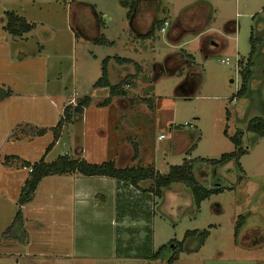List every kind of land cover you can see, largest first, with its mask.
Listing matches in <instances>:
<instances>
[{
	"label": "rangeland",
	"instance_id": "374dc122",
	"mask_svg": "<svg viewBox=\"0 0 264 264\" xmlns=\"http://www.w3.org/2000/svg\"><path fill=\"white\" fill-rule=\"evenodd\" d=\"M72 1L0 0V54H10L12 60L11 77L0 71V95L8 90L13 94L9 104L14 105L16 113L8 119L6 106H0V264H168L172 246L158 258H148L147 254L171 240L182 241L185 232L193 230L209 232L204 244L200 246L197 237L185 240L179 259L172 264H264V136L246 130L250 121H264L262 46L252 61L255 78L250 89L242 98L236 95L246 63L238 66L237 61H247L251 36L264 40V0L139 2L140 14L144 10L151 17L156 12L164 14L169 28L181 17L190 16L183 14L185 8H196V18L205 12L200 19L202 27L208 23V33L214 37L203 47L200 39L185 44L190 36L175 45L156 23L151 38H136L127 27L132 0ZM80 2L95 9L105 44L84 41L75 29L71 8ZM203 6L210 8L209 21L206 11L200 9ZM8 12L34 23L35 28L22 37H11L4 31ZM114 56L139 64L143 76L129 87L130 99L120 97L100 106L108 92L95 84L102 75L103 62ZM170 56L180 63L172 73L165 67ZM155 63L161 69L156 68L154 73ZM108 64L115 65L112 61ZM184 81L187 86L183 92L187 94L182 95L178 88ZM7 83L11 90L2 85ZM84 97L90 98L87 111L73 115L72 123L63 128L45 156L46 162L68 154L90 163L111 160L117 168H150L164 175L186 159L192 161V174L199 185L227 189L197 208L190 191L182 184H173L169 187L174 197L172 209L159 208L162 202L154 196L156 213L151 215L144 190L130 189V199L119 197L116 203L110 194L116 185L114 179L86 178L80 185L94 196L91 202L89 197L78 199L84 203L78 206L81 213L74 216L77 200L65 194L62 200L55 195L50 201L48 193H56L57 189L49 188L58 185L52 178L51 185L45 183L46 179L42 185L49 187L38 194L49 191L32 204L42 215L34 216L32 207L29 221H23L30 245L4 238L19 208L17 199H12L21 190L20 180L28 177L26 169L31 168L25 166L26 162L33 164L44 156L53 141L52 128L68 99L76 102ZM146 99L152 100V109ZM85 119L93 128L83 127ZM24 125L47 132L25 136L20 131ZM238 132L242 133L241 154L236 160L224 166L196 161L219 160L223 154L233 152L235 145L230 137ZM159 135L163 138L158 139ZM14 156V160L6 158ZM112 203L117 205L114 218L125 219L122 222L116 218L117 227L110 225ZM123 204H127L126 209ZM240 216L241 228L235 235ZM67 255L70 258H65Z\"/></svg>",
	"mask_w": 264,
	"mask_h": 264
},
{
	"label": "trees",
	"instance_id": "16d2710c",
	"mask_svg": "<svg viewBox=\"0 0 264 264\" xmlns=\"http://www.w3.org/2000/svg\"><path fill=\"white\" fill-rule=\"evenodd\" d=\"M135 3V0H132V5ZM7 20L6 25L4 26V31H6L11 37H22L23 34L30 32L35 28L34 23L27 22L24 18L15 15L14 13H6ZM163 22V21H162ZM161 22V24H162ZM160 24V25H161ZM159 25V27H160ZM153 33L147 35L148 38H151ZM101 39L99 45L106 43L107 41ZM251 49L248 53L247 61L242 58L237 61V65L241 66L245 61L244 68L240 72V87L237 92V97L242 98L245 96L250 89V84L255 78L254 76V67H252V61L257 57L258 47L256 39L254 36L250 37ZM109 61H113L119 66H133L135 68V74L126 75L121 81L112 84L109 79L108 66ZM137 63L133 62L131 59L121 58L118 56L110 57L103 62L102 75L99 80L96 82V88H104L108 92V96L100 104V106L108 105L117 97H125L128 95L129 87L134 84V79L137 78V73L139 71ZM10 91H2L0 95V101L8 98L10 96ZM148 106L152 109V100L146 99ZM89 103V98L85 97L79 105L77 106H66L63 109V114L60 117L57 125L52 128L53 141L47 146L44 152V156L37 162L30 164L26 162L25 166L31 167V172L28 174L27 179L25 180L17 199L19 208L15 214V218L10 226L9 231L4 233V238H14L19 240V242H25L27 235L23 227V219L21 214V207L29 203L34 196L36 188L41 180L48 176H61L65 174L77 173L86 177H108L118 181H123L129 183L131 186L136 189L148 190L151 191L154 196L159 199L163 196V193L173 184H182L184 185L191 193L192 200L199 208L201 202L208 199L212 195H217L224 192L227 188L221 186H216L212 189H206L203 186L199 185L196 178L192 174V161L184 160L183 163L179 166H171L167 174H160L158 171H154L150 168L143 167H124L117 168L114 161H104L101 163H90L85 159L74 158L68 154L59 156L56 160L52 162H46L45 156L52 149L54 144L59 140L63 128L71 124L73 121L74 114H82L83 108ZM19 127V126H18ZM247 131H253L259 136H264V121L261 119H254L247 124ZM20 131L25 134V136H43L47 130L44 128H37L31 125H24L20 128ZM224 134L227 136V131H224ZM242 133L238 132L233 137H230V140L235 145V150L231 153L223 154L219 160H206V159H197L203 164H210L212 166H224L230 161L236 160L241 154L239 138ZM133 150L137 153L136 144H133ZM135 153V154H136ZM9 160L15 159L16 157H6ZM143 186V187H142ZM230 190V189H228ZM243 217H238V223L235 229V235H237L238 229L241 228V220ZM209 232L204 230L200 232L198 230L186 231L182 241H169L166 245H162L159 249L151 256V259L158 258L162 256L164 251L167 250L168 246L173 245L172 254L168 258V264H172L174 261L179 259L180 253L183 251L184 242L187 239L197 237L199 239L200 245H203L206 238L208 237Z\"/></svg>",
	"mask_w": 264,
	"mask_h": 264
},
{
	"label": "crops",
	"instance_id": "0c3cea01",
	"mask_svg": "<svg viewBox=\"0 0 264 264\" xmlns=\"http://www.w3.org/2000/svg\"><path fill=\"white\" fill-rule=\"evenodd\" d=\"M74 1L75 0H73L72 2H74ZM145 1H147V0H145ZM139 2L141 3L142 0L141 1L138 0L136 4L134 3L133 5H131L132 8L128 11L129 14L127 16V27L129 28V32L130 33L132 32V35L133 36H135L138 39H143L144 40V39H149L147 37V35H149L150 33H154L155 30L152 29L151 22H152L153 17H151L150 12L148 10H144L143 13L140 14V11H139L140 10ZM201 8L204 11H206V20L209 21L210 16L207 17V11L210 10L209 6H203V7H200V9ZM206 8H207V10H206ZM71 10L74 11V14H73V17H74L73 18L74 26H75V29L79 32L80 37L84 41H89L90 43H92L94 45L99 44V41H101V39H104V37L102 36L103 33L101 32L100 26L98 24L99 23V18H97L95 9L91 5H89L87 3H81L80 2V3H77L75 6H73V9L71 8ZM184 10L185 11L183 12V14L190 13V16L189 17H191L190 18L191 19L190 22L193 23L191 27H192V30H194V33H187V32L181 33L179 27H175V28L171 29V31L169 33H167L168 39L171 40V41H173V43L175 45H180V43L182 42L183 39H185L186 36H190V40L187 41V42H185V44H189L190 41H195V40H199L200 39L201 40L200 41V46L203 47V44H206V42L208 40H212V38L214 37L213 34L208 33V32H210V26H207L208 23H206V26L205 27H202L201 22H203V21L200 20V19H202L201 17H204L205 12H204V14L203 13H199L198 16H200V18H198V17L196 18L195 17L196 8L195 9H192V7H191V8H188V9L185 8ZM146 11H148V12H146ZM88 12H89V14H88ZM156 13H157V17L160 18V22L158 24V28H160L162 26L160 24L165 19V15L164 14H161V13L159 14V12H156ZM181 20H185V19H182V17H181L180 21ZM186 20H188V18H186ZM164 21H167V20H164ZM198 22L200 24H198ZM195 24L197 26H195ZM159 25H160V27H159ZM213 42L214 41H212V43ZM213 46L217 47L215 44H213ZM9 55H7L6 57H2L4 55H1L0 54V56L3 58L0 61V71L4 75L11 77V69H10V67H11L12 60H11V57H10L11 55L10 56ZM185 55H188L189 58H191V59L193 58V56L191 54H189V53H186L185 52ZM121 58H125V57H121ZM170 61L168 63L169 65H168L167 68L170 69L169 72L172 73L173 70L175 71L174 68H176V66H172V64H170ZM157 64L158 63H155L154 64V67ZM115 65L114 64H111V66L109 65V68H108L109 79H110V82L112 84H115V83L121 81L128 74H135L136 73L134 67L124 66V65L123 66H119V65H116L115 66ZM137 66L139 67L138 68L139 71L137 73V78L133 80L134 82L138 81V79L141 77V75L143 76V70H142L141 66L139 64H137ZM154 73H155V70H154ZM2 85H6V86L9 87L8 83L7 84H2ZM10 85H11V83H10ZM186 86H187V83H186V81H184V82L181 83V85L178 88V91L181 92L182 95L187 94L186 92H183L184 91L183 88L186 87ZM9 89L11 90L10 87H9ZM106 92H107V90H106ZM12 95L13 94L11 93L8 98L0 101V106H6V113H5V115L7 116L8 119H11V117L16 114V113L13 112V109L15 108L14 105L12 106V104H9L11 102V100H12ZM84 98H78L79 99V100L77 99L79 101L78 104L76 103L77 100L75 102L72 99H68V102L64 105V108L66 106L71 105V104L74 105V103H75L74 106H77V105L80 104V102ZM122 98H128V99H130L129 92H128V95L127 96L122 97ZM89 102H90V98H89ZM85 111H87L86 110V106L83 108V112H82L81 115H83ZM115 115H116V113H115ZM89 123H91V122H89ZM89 123L85 119V122H83V127L85 129L93 128L92 126L89 125ZM9 125H10V129H11L13 127V124L11 123V120H9ZM34 127H37L38 128V126H34ZM14 157H16V156H14ZM125 167H127V166H125ZM128 167H130V166H128ZM51 178L54 179L53 181L57 183L58 187L57 188H49V190L57 189L56 190V193H53V194L51 192L48 193V194H51V195H49L50 201L52 199H55L56 198V197H54L55 195H59L57 197L60 200L63 199L62 197L65 194L67 196H69V199L74 198V201L77 200L76 201L77 206L72 210V212H73L74 216H76V214L79 215V213H81V211H79L80 207H78V206H80V203H81L82 200H78V199H82L83 197H89L90 202H91V199L94 196V193H89L87 190L83 189V187L80 185L81 184V179H86V178H102V179H106L108 177H95V176H93V177H86V176H83L81 174L72 173V174H65V175H61V176H58V175L48 176V177L43 178L41 180V182L38 184L37 188H36V191L34 193L33 199L29 203L23 205L20 208L21 209V214H22L23 221H25V222L26 221H29V218H30L29 215H30V213L32 211L31 209L33 207L32 204L34 202H36L38 198H40V197H43L44 198V195L47 194L46 192L49 191V190H46V192L45 191H42L41 193L38 194V192H39L40 189H44L45 187H49V185L48 186H43L42 185V184H44V180L47 179L45 181V183H49L51 185V182H52V181H50ZM25 180H26V178H24L23 180H20L19 184L20 183L22 184L21 185V188H22ZM113 181L115 182L116 185H114V190L110 193L111 194V197H112L111 200L116 201V203L119 200V197H124L123 200H125V199H128L129 200L130 199V196H131L130 189H134L135 187H133L129 183H126V182H123V181H118V180H115V179ZM170 192H171V189L168 188V189H166L164 191L163 196L160 199L158 198V201L157 202H162L160 204V207L159 208H161L162 206H164L166 208L169 207L170 209H172V206H171L170 202H171V200L174 197H173V194L170 193ZM144 193L149 196V197H147V201H146V205L148 204L147 205V210H150L151 215L152 214H155L156 213L157 202L153 198L154 197V194L151 191H148V190H144ZM37 194H38V196H37ZM18 195H19V193L17 195H15L12 200L18 199ZM104 196L102 198V201L105 200V197L106 196L105 197ZM38 201H41L42 202V200H38ZM83 203H84V201L81 203V205ZM58 204H60V203H58ZM112 205H113V207H111V212H110V214H111L110 225L117 227V225H118L117 221L118 220H121L123 222L125 219L122 220V218L116 217L118 219V220H116V218H114L115 215H117V213L115 211V210H117V208H115L117 205H115L113 203H112ZM126 205L127 204H123V208L126 209ZM149 205H150V207H149ZM141 206H143L142 203H141ZM143 207L145 209L146 206H143ZM33 208H34V210H33L34 216L35 215H38L39 216L40 214L42 215L41 210L38 212V208L39 207H36L35 206ZM28 211H29V213H27ZM36 211H37V213H36ZM33 220H36L37 222H40L41 221L40 218H35V217H33ZM26 235H27V238H26L25 242H21V244L23 246H29L30 245L29 234L27 233V231H26ZM14 251H16V250H14ZM154 253H155L154 248H151L149 254H147V257L148 258H151V256ZM56 255H59V254H56ZM76 255L81 256L80 254H76ZM65 258H70V256L67 255Z\"/></svg>",
	"mask_w": 264,
	"mask_h": 264
},
{
	"label": "flooded vegetation",
	"instance_id": "af4514ba",
	"mask_svg": "<svg viewBox=\"0 0 264 264\" xmlns=\"http://www.w3.org/2000/svg\"><path fill=\"white\" fill-rule=\"evenodd\" d=\"M154 15L152 16L153 17V19H152V22H151V24H152V29L153 30H155L154 28V26H155V23H156V25H157V27H158V24H159V22H160V18H158L157 17V13H153ZM186 18H188V20H186ZM191 17H189L188 16V14H187V16H185V20H181L180 21V19H179V21L177 20L176 21V23L174 24V25H172V27L171 28H169L171 25H170V23H169V25H168V27L167 28H169V29H166V32L168 33V32H170L171 31V29H173V28H175V27H179V29H180V32L181 33H185V32H189L190 30H192V22H190L191 21V19H190ZM170 30V31H169ZM255 38V37H254ZM256 39V42H257V46H262V48H264V40L263 39H260V38H255ZM214 44H215V42H213ZM216 45V44H215ZM217 47H218V45H216ZM173 56H170L169 58H167L166 59V61H165V67H168V63H169V61H170V64H172V66H176V68H174V69H179V67H180V63H179V61L177 60H175V58H172ZM155 69L157 68V69H161V65L160 64H157L155 67H154ZM154 69V70H155ZM255 69V68H254ZM156 71V70H155ZM240 83H241V81H240ZM253 83V82H252ZM172 247H173V245H171ZM201 246V245H200Z\"/></svg>",
	"mask_w": 264,
	"mask_h": 264
},
{
	"label": "built area",
	"instance_id": "2783aa9c",
	"mask_svg": "<svg viewBox=\"0 0 264 264\" xmlns=\"http://www.w3.org/2000/svg\"><path fill=\"white\" fill-rule=\"evenodd\" d=\"M162 24L163 25L160 27L159 31H161V33H164L166 31L169 23H168V21H163ZM221 62L227 64L228 63V60H225V61L222 60ZM117 98H120V97H117ZM117 98H115L116 101H117ZM162 138H163V135H159L158 139H162ZM26 170L28 171V173H30L32 171L31 168H27Z\"/></svg>",
	"mask_w": 264,
	"mask_h": 264
},
{
	"label": "water",
	"instance_id": "95a60500",
	"mask_svg": "<svg viewBox=\"0 0 264 264\" xmlns=\"http://www.w3.org/2000/svg\"><path fill=\"white\" fill-rule=\"evenodd\" d=\"M78 100H79V99H78ZM78 100H77V102H76L77 104L79 103V101H78Z\"/></svg>",
	"mask_w": 264,
	"mask_h": 264
}]
</instances>
